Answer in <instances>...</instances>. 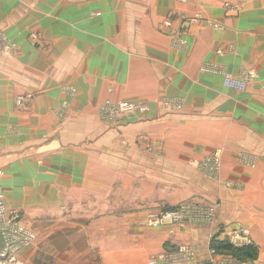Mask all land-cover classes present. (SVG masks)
<instances>
[{
    "label": "crops",
    "instance_id": "0c3cea01",
    "mask_svg": "<svg viewBox=\"0 0 264 264\" xmlns=\"http://www.w3.org/2000/svg\"><path fill=\"white\" fill-rule=\"evenodd\" d=\"M225 75L252 80L236 92ZM109 102L149 111L107 122ZM215 152L219 172L194 167ZM0 174L35 237L48 211L112 204L84 217L92 249L68 264H147L182 243L197 254L182 264H209V239L238 225L264 261V0H0ZM198 196L220 204L210 226L140 223L145 202Z\"/></svg>",
    "mask_w": 264,
    "mask_h": 264
},
{
    "label": "rangeland",
    "instance_id": "374dc122",
    "mask_svg": "<svg viewBox=\"0 0 264 264\" xmlns=\"http://www.w3.org/2000/svg\"><path fill=\"white\" fill-rule=\"evenodd\" d=\"M229 10L230 11H237L239 8H241L239 3H229ZM192 21H197L200 20L198 18V15L191 16L189 18ZM216 29H221V26H215ZM12 50H9L8 52L11 54ZM234 79V78H233ZM251 79V78H250ZM252 80V79H251ZM224 85H227V82L225 81ZM178 102V101H177ZM128 104H131L130 102H127ZM112 103L109 102L107 105H111ZM124 105V104H123ZM176 107V110L181 109L182 105L180 102H178ZM128 106V105H124ZM123 106V107H124ZM122 107V109H123ZM103 109V108H102ZM131 111H127V109L124 108L122 110V113L129 114ZM101 118L106 120L107 122L110 121L104 113L103 110H101ZM137 115L134 114L132 116H127V117H121L118 118L119 120H128L133 117H136ZM145 117V115L143 116ZM117 119V120H118ZM114 120V121H117ZM219 152H215L213 155H211L210 159V164H198L197 166L194 165V167L197 168H202V170H212L213 172H217L219 169ZM245 165L250 166L249 163L250 161H245L243 162ZM219 172V171H218ZM227 186L229 188H234L231 180H228L226 182ZM183 200V199H182ZM178 202V201H177ZM147 203V207H143L144 212H145V217L143 220L140 222L143 227L148 228L149 230L155 229V228H160V229H165L166 227L169 229V233L171 235H174L175 229L181 226H190V227H196V226H210L213 223L218 221V214L220 210V204L218 202H215L214 200H207L204 197L198 196L195 199L191 200H183L180 201V203H175L174 205L165 203H158L155 204L152 201L150 202H145ZM99 204V203H98ZM119 205H123L121 202L118 203ZM118 204L115 206V210L118 211H124L123 208L118 207ZM84 205V204H83ZM112 204L109 203H103L99 205H84V206H77V205H67V207L61 208L62 212L58 208L57 210L53 212L54 215L48 213L44 214V216L40 219H37L35 222L31 221L34 223V226L36 225L38 227V231L36 232V237L37 240L32 244V246L28 249H33L35 248L36 250V256L33 260L34 264H68L69 260L78 261V250L79 251H85L86 250V245H85V240L88 239V249H92V243L90 242V237L91 235L89 232H86V230L90 227L92 220H88L84 217H87L90 212L91 213H100V212H106V210H110V206ZM136 205L126 209L130 211H134L136 209ZM153 205V206H150ZM98 206V207H97ZM185 206H188L189 208L187 209ZM123 207V206H121ZM120 208V209H119ZM98 209V210H97ZM62 213L63 215L59 214ZM75 214H80L78 218L76 217H71L72 215ZM167 214H170L169 216L166 217ZM157 216V217H155ZM200 222H195V218ZM61 217V219H60ZM151 217H155L156 219H159L161 217L165 218L163 219V223H157L152 224ZM7 218L12 219L13 216H10L9 214L7 215ZM68 218V219H66ZM65 220L60 221V220ZM19 221V220H18ZM155 221V219L153 220ZM38 222L40 224L38 225ZM139 222V221H138ZM37 223V224H35ZM139 223V224H140ZM151 225V226H150ZM23 226V225H22ZM26 226V224H25ZM33 226V224H32ZM33 226V228H34ZM24 227V226H23ZM27 227V226H26ZM244 228L250 232L249 234V239L251 244L250 245H244V248H252L255 253L251 258H247L243 261L239 260L236 258L232 253L226 250H221L217 249L214 247V242L220 241V242H225L226 244H229L235 249H240L243 248L240 246V244L244 243V240L240 239L237 240L236 234L239 232L240 228ZM25 228V227H24ZM28 228V227H27ZM26 229V228H25ZM85 229V230H83ZM28 230V229H26ZM82 230V231H81ZM225 231H221L220 234H216V236H212L211 239H209L207 247H209L208 254L210 257L213 259L221 260L223 258H228L229 256L234 257V259L244 263V264H264V261L259 259V249L254 245V241L252 239V232L247 229L245 226H232L231 228L224 229ZM29 231V230H28ZM81 231V232H79ZM228 233V234H227ZM217 240V241H216ZM238 242H236V241ZM84 242V244H83ZM218 243V242H217ZM188 246V247H193L191 244L188 243H182L181 245L175 246V247H169L167 251L153 255L152 258L147 262V264H150L152 261L153 257L155 256H160V255H167V253H172V252H177V250L180 249V247ZM195 249V247H193ZM71 256V258H70ZM197 260V258H196ZM196 262V261H194ZM194 262H188V263H194ZM89 264H94V262H90ZM162 264V263H159ZM169 264V263H167Z\"/></svg>",
    "mask_w": 264,
    "mask_h": 264
},
{
    "label": "built area",
    "instance_id": "2783aa9c",
    "mask_svg": "<svg viewBox=\"0 0 264 264\" xmlns=\"http://www.w3.org/2000/svg\"><path fill=\"white\" fill-rule=\"evenodd\" d=\"M228 89H231L236 92H244L246 91L249 82L251 81L250 77H246L245 79H233L230 76L224 77V83ZM178 102H167L168 108H176ZM124 105H129L132 108V111L129 114L122 113V107ZM111 104L103 107L104 115L110 119V121L117 120L121 117L136 115H147L149 108L145 104L139 102H132L131 104ZM130 110V109H129ZM2 176L0 174V264H25L23 259L21 258V252L30 247L32 243L35 241V235L32 231L26 230L21 223L18 221L16 217L12 219L7 218L8 208L6 207V197L5 193H3L1 181ZM187 209L188 206H185ZM170 214H167L169 216ZM157 217V216H155ZM155 217H151V223H163V217L156 219ZM196 217V216H195ZM155 219V221H153ZM200 222L197 217L195 218V222ZM151 226V225H150ZM239 232L236 234L237 240H244L243 244H240L241 247L244 245H250L249 234L250 232L243 227L238 230ZM236 241V240H235ZM238 242V241H236ZM197 254L196 250L192 247H186L182 245L177 252L167 253V255H160L153 257L150 264H182L184 262H194L196 261ZM210 264H244L234 257L229 256L228 258H223L221 260L212 259L208 261Z\"/></svg>",
    "mask_w": 264,
    "mask_h": 264
},
{
    "label": "trees",
    "instance_id": "16d2710c",
    "mask_svg": "<svg viewBox=\"0 0 264 264\" xmlns=\"http://www.w3.org/2000/svg\"><path fill=\"white\" fill-rule=\"evenodd\" d=\"M217 242H214V245H213L214 247H216L217 249H221V250H226V251L229 250L230 253H232L236 258H238L241 261L247 258H251L253 254L255 253V251L252 248L243 247L240 249H235L229 244H226L225 242H220V241H217Z\"/></svg>",
    "mask_w": 264,
    "mask_h": 264
},
{
    "label": "bare ground",
    "instance_id": "6f19581e",
    "mask_svg": "<svg viewBox=\"0 0 264 264\" xmlns=\"http://www.w3.org/2000/svg\"><path fill=\"white\" fill-rule=\"evenodd\" d=\"M120 104H121V103H120ZM122 104H128V103H122ZM124 108L127 109V111H132V108H131V106H129V105H128V106H124L122 110H124ZM129 109H130V110H129Z\"/></svg>",
    "mask_w": 264,
    "mask_h": 264
},
{
    "label": "water",
    "instance_id": "95a60500",
    "mask_svg": "<svg viewBox=\"0 0 264 264\" xmlns=\"http://www.w3.org/2000/svg\"><path fill=\"white\" fill-rule=\"evenodd\" d=\"M210 264V263H209Z\"/></svg>",
    "mask_w": 264,
    "mask_h": 264
}]
</instances>
